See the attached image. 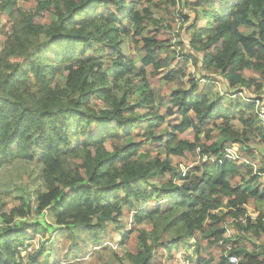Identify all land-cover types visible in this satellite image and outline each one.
<instances>
[{
  "label": "trees",
  "instance_id": "trees-1",
  "mask_svg": "<svg viewBox=\"0 0 264 264\" xmlns=\"http://www.w3.org/2000/svg\"><path fill=\"white\" fill-rule=\"evenodd\" d=\"M20 1L0 0V15L11 18L0 51V166L42 154L46 191L38 196L37 213L50 212L66 231L84 228L96 241L115 213L133 212L135 223L152 225L137 235V253L129 255L134 264H152L161 247L169 254L186 251L184 264H231V256L237 264H264V247L230 246L235 239L226 237L229 225L242 236L264 235V217L253 218L247 209L251 202L264 205V155L252 147L264 145V127L253 99L244 96L259 98L264 90V0H198L191 6L194 20L184 16L191 22V51L225 80L231 103L212 96L209 75H186L188 64L200 62L193 54L180 59L171 49L173 36L145 35L158 22L150 7L138 10L142 0H23L29 9ZM154 1L153 7L177 4ZM127 38L138 40L139 59L124 55ZM155 79L174 84L168 100L153 88ZM135 83L142 86L135 90ZM171 118V131L157 133ZM189 130L193 141L184 139ZM151 142L163 144L168 155L194 152L199 163L183 177L171 161L145 154ZM233 146L241 158L224 159ZM153 179L160 186L152 191L132 185ZM20 201L19 209L3 215L0 264H45L43 249L28 263L23 256L32 240L28 232L38 229L13 226L16 216L32 213L31 201Z\"/></svg>",
  "mask_w": 264,
  "mask_h": 264
},
{
  "label": "rangeland",
  "instance_id": "rangeland-1",
  "mask_svg": "<svg viewBox=\"0 0 264 264\" xmlns=\"http://www.w3.org/2000/svg\"><path fill=\"white\" fill-rule=\"evenodd\" d=\"M176 1L177 4L173 7L170 5L165 7H153L152 4L156 3L155 1L148 3L146 0H142L141 4L138 5V10L144 13L143 9L145 7H150L152 17L156 22H158L156 27L153 25L149 26L145 35L147 36L152 31H159L160 35H162V33H166L167 35L173 36L174 41L171 49L178 52L180 59H184L182 57L193 54L200 62L198 67H194L191 63L188 64L185 69L186 75L197 76L200 79H204L203 77L209 75L213 82L212 96L216 100L223 98L225 99V102L228 103L235 101V98L233 97H225V93L228 90V85L225 80L213 70L208 71L202 66V54L191 51V33L187 31L191 22H184V16L190 17V21L194 20L196 16L194 12L195 8H191V6L198 0ZM19 4L20 7H25L27 9L31 8L30 6L32 5L30 3H25L23 0H21ZM37 5V3L34 4V8H36ZM43 21H45V19H43ZM173 21L176 24L175 29L171 27ZM10 23L11 18L8 15H0V51L5 45L7 33L10 32ZM246 33H251V31L246 30ZM136 41L138 40H133L131 38H127L125 40L123 44L124 55L134 59H139L143 52L140 48L141 46H139ZM179 43H184V47L179 46ZM103 59L107 62L108 55L103 56ZM138 66H141L140 62H138ZM151 71L152 69H148V72ZM164 72L165 71H162V73ZM58 80L64 83V79L62 77L59 76ZM256 80L259 81V77H257ZM187 81L188 79L185 78L183 83H186ZM176 84L179 86L178 82ZM135 85V90L142 86L141 83H135ZM173 85L174 84H160L157 79L152 82L153 88L159 95L165 97L166 100H168L169 93ZM127 86L129 85H126L125 87ZM110 87L112 88V85H110ZM114 91L121 94L119 90ZM246 94L254 98L258 97V95L251 92H246ZM259 97L261 100L264 99V90ZM138 100L139 97L137 95H134L131 99L132 102H136ZM162 113H165L164 109L162 110ZM175 119L176 118L167 119L157 133L164 134L167 131H171L168 124H174ZM234 125L236 127H240L237 122H234ZM138 132V129L134 131V133ZM214 135H216V133H214ZM193 138V131H187L184 139L193 141ZM201 139L204 143L208 142L205 135H202ZM135 140H137V138ZM214 140L215 139L212 141ZM106 147L108 150H112L109 141L106 143ZM252 147L257 149V152L264 155V145L258 144ZM144 151L145 154L148 153L152 158L160 156L162 160L167 159L171 161L173 165L180 169V171L183 169L184 173L191 170L193 166L199 163V156L194 152H185L183 156H175L172 154L168 155V150L163 144L159 145L151 142L145 147ZM36 156V159L32 162L15 161L11 164L4 165L2 167L0 166V229L7 226L3 215L10 216L12 210L20 208V198H25L28 201H31L32 213L25 218L16 216L13 223V226L16 225L21 228L24 225L37 226V233H33L32 231L28 232V234L32 237V240L25 242V245L28 247V251L23 254L26 262L28 263L27 257L29 255H36L38 250L40 251L43 249L44 253L42 261L45 264H134L133 260L129 258V255L137 253V235L140 231L150 232L152 230L151 223L145 221L142 224H137L134 222L133 212L125 210L121 216H116V213L114 214L115 222H111L109 224V229L101 234L100 238L96 241L84 228H69L66 231L65 227L57 225L56 218L52 216L50 212H47L42 216L37 213L38 196L46 191V184L43 179V165L41 163L42 154L37 151ZM259 161L260 159L256 162L258 168V163H260ZM261 182L264 183V178H262ZM132 185L141 191H152L154 190V187H159L160 183L153 179L148 182L134 181ZM257 208H259L258 211ZM247 209L253 218L258 216L264 217L263 204L259 205L255 202H251ZM227 229L228 232L226 237L235 239L231 244H229L230 246L237 242L236 245L244 244L250 251L253 250L254 247H264V235L257 240L254 236H252V234L242 236L238 229L231 225H229ZM124 233L127 235L126 240L123 242L122 238ZM241 236L243 237L242 239H240ZM257 250L259 251L258 248ZM154 254L156 258L152 261V264H184L186 251H181L179 253V251L174 250L172 254H169L161 247L157 249ZM36 256L40 258L39 255Z\"/></svg>",
  "mask_w": 264,
  "mask_h": 264
},
{
  "label": "built area",
  "instance_id": "built-area-1",
  "mask_svg": "<svg viewBox=\"0 0 264 264\" xmlns=\"http://www.w3.org/2000/svg\"><path fill=\"white\" fill-rule=\"evenodd\" d=\"M244 96L246 98L253 99L251 102L255 104L256 115H257L262 127H264V99L261 100L260 97L259 98H254L252 96H248L246 93H244ZM197 153H200V151L198 150ZM240 158L241 157H240L239 152H238L236 147H234V146L233 147H227L225 149L224 159H228L230 161H235V160H239ZM203 161L214 162V159L205 157V158H203ZM187 172L188 171H186L184 173L183 169H182L181 170V175L184 177ZM27 251H28V249H27ZM27 251L23 252V254H25ZM229 262L231 264H237L238 263V259L235 256H231V257H229Z\"/></svg>",
  "mask_w": 264,
  "mask_h": 264
}]
</instances>
